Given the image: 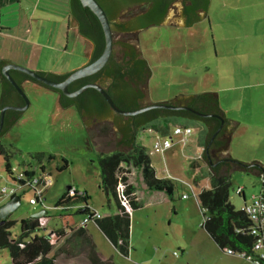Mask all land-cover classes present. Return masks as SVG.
<instances>
[{"label":"rangeland","instance_id":"1","mask_svg":"<svg viewBox=\"0 0 264 264\" xmlns=\"http://www.w3.org/2000/svg\"><path fill=\"white\" fill-rule=\"evenodd\" d=\"M222 3L229 4L235 9L222 16L220 9L226 8H223ZM23 4L28 8V12L36 10L33 21L35 32L39 21L36 18H39V14H44V18L48 19L44 24L41 21L45 26L44 31L51 30L49 41L44 37L42 39L43 44L48 47L36 46L41 55L38 66L56 65V71L63 68L67 72L83 66L86 62L84 52L88 53L91 45L85 39L76 38L73 31L66 37L69 0L66 2L23 0ZM215 18L225 20L227 29L223 30L227 36L226 34L224 36L227 38L234 36L233 39L237 40L234 50L238 56L235 71L239 81L248 85L244 91L238 89L234 94L237 97L243 93L247 94L243 98L252 106L248 107L245 103L242 107L245 113L242 111L241 114L255 113L263 128L261 132L259 126H254L256 122H252L248 115L247 132L233 133L234 135L229 138L230 156L243 162L257 160L264 164V60L262 62L255 54L257 46L264 41V0H211L209 12L201 11L200 18L191 27L151 26L136 34L140 40L142 55L151 68V76L147 83L149 101L151 103L168 101L181 92L193 94L212 91L214 83L206 80L203 74L205 67L210 66V62L207 61L215 55L211 34L214 30L211 31L209 24L214 22ZM235 22L238 30L231 33ZM71 26L76 28L74 21ZM12 31L15 35H23V27ZM218 37L219 33L214 32L217 50H221ZM33 39L39 40L37 32L34 33ZM231 69L230 66L226 67L227 72ZM22 89L29 100V106L0 138L2 143L15 150L9 161L11 175L6 173L5 161L0 155V206L14 195L20 197V205L7 218L16 221L10 229L12 237L19 233L21 218L29 217L42 209L47 213L46 217L40 218L42 229L38 234H48L53 229L60 228L65 217L61 216L64 212L55 207V203L68 186L86 191L89 206L101 215L116 213L114 202H108L99 187L100 170L97 162L99 153L92 148L74 106L59 107L57 93L36 83H26ZM228 113L236 115L232 111ZM195 121L197 125L202 124L199 120ZM189 123L193 131L186 138L193 141L192 144H185L179 140L180 136L173 134L172 125L168 135L171 137L172 145L163 152L152 151L153 140L157 134L149 133L143 128L137 132L136 143L151 150V161L157 176H168L173 180V200L162 192L147 191L137 181L135 174H128L130 181L135 183L140 203L139 208L131 211L129 255L120 254L93 222L86 225L96 244V251L102 259L111 258L114 264H254L223 253L200 228L203 218L195 195L201 189L208 188V179L204 174L208 166L204 162L201 170L196 167L192 171L189 167L191 160L196 158L195 140L198 135L196 132L198 126ZM37 152H43L46 156L52 154L54 158L48 161L45 157L38 163L32 158V154ZM64 160L68 166L60 169ZM42 164L48 182L36 188L42 191L40 202L31 204L29 199L35 195L33 187L20 185L15 178L25 169L41 174ZM230 180L229 200L236 209L243 205L242 198L235 192L237 187L243 188L248 202L252 195L260 190L257 175L232 171ZM3 188H6V192H2ZM11 189L14 190L12 196L9 193ZM81 221L82 216L79 214L69 217L71 223L79 224ZM63 244L64 239H59L54 249ZM63 250L65 252L59 255L57 264H66L71 257H74L78 264H90L85 259L83 247L71 249V246L66 245ZM217 252L221 255L218 256ZM0 264H12L7 249L0 250Z\"/></svg>","mask_w":264,"mask_h":264},{"label":"trees","instance_id":"2","mask_svg":"<svg viewBox=\"0 0 264 264\" xmlns=\"http://www.w3.org/2000/svg\"><path fill=\"white\" fill-rule=\"evenodd\" d=\"M97 1L104 9L110 21L115 18L118 9L122 5H148L149 16L152 18L143 22L139 20L141 26L144 27L150 24V21L154 17H156L157 22L159 18H163L165 10L171 0ZM190 2V5L185 4L189 12L195 13L198 10L206 12L210 0H190ZM69 15L76 24L77 33L92 45L89 61L94 60L101 54L104 48V35L98 19L88 7H83L79 0H69ZM134 25L136 26L135 23H132L126 29L133 28ZM130 63H132L131 66L133 65V68H129ZM2 65L0 62V69ZM10 73L20 86H22L23 81H30L44 86L20 71L11 70ZM69 73L42 74L51 79L61 81ZM150 76L151 68L146 59L135 61L132 57L126 58V55L123 57L112 55L101 70L95 74L72 81L68 85V90H76L88 81L99 79L103 81L104 78H108L109 86L107 85L105 90L114 103L121 109L133 110L143 106L139 100L144 94L139 88H142V86L148 83ZM0 83V110L5 105L18 104L19 100L22 101L19 93L1 72ZM44 87L57 93L59 107L67 108L74 104L79 112L85 111L96 116L105 115L107 112L112 111L101 94L93 88H87L81 94L70 98L57 89L47 86ZM134 88L138 89L137 92H131ZM85 94H90L94 101L88 106H79L77 101ZM178 102L176 101L173 104H179ZM180 102L193 107L199 112L216 114L223 118L224 124L227 121L219 105L217 95L214 92L196 93L190 95L188 98H184L182 101L180 100ZM20 114V111L12 109L6 110L3 128L0 131V138L18 120ZM114 114L118 117L116 120L121 119V117L123 118L120 114ZM129 119L135 120V123H142V128L148 130L149 133L163 136L169 135V130L172 125H189L186 124L188 120H199L205 124V128L203 129L205 137L200 143L203 149L200 156L191 160L189 164L192 171L196 167L201 170L204 162L208 166L204 170V174L208 179V188L201 189L195 195L203 218L200 228L206 232L222 252H225L226 249H231L234 253L244 252L246 255L258 257V254L253 250L255 235L250 233V227L254 224L253 220L250 219L242 207L236 209L229 200V190L231 187L230 173L232 171L253 173L261 179L260 183L264 184V164L256 161L249 163L239 161L233 159L229 154L216 158L217 152L221 153V151L228 148L229 138L224 135V127H222L211 140L212 135L220 126V119L215 116L200 117L187 110L154 108L130 116L127 120ZM127 130V126L120 128L122 134L121 141L127 146L126 151L117 150L111 153L100 152L97 157L100 170L99 187L106 195L108 202H114L117 212L109 215H101L89 206V196L86 191H79L76 187L68 186L55 203V206L64 212L61 216L65 218L60 228L53 229L48 234H38L42 229L40 218L46 217V215L41 217L29 216L19 220V233L13 238L10 229L15 225L16 221L9 219L4 221L0 220V250H8L12 264H57L58 257L65 252L63 249L66 245L71 246V249L79 246L83 247L85 250V259L90 264H114L111 258L109 260L102 259L98 255L96 244L87 229V224L80 225L75 222H69V217L74 214L81 215L82 219L87 216L89 221H93L96 227L120 254L128 256L130 252V211L140 207L135 183L130 181L128 174H135L137 181L147 191L162 192L171 200H173L174 182L168 176H157L151 161V150L136 143V138H126ZM206 147L207 153L205 150ZM14 152V149H11L0 140V155L5 161V170L9 175L12 174L9 161ZM45 157L48 161L54 158L52 154L46 156L43 152L32 154V158L36 159L38 163L42 162V159ZM218 159L220 160L218 161ZM67 166L68 163L64 160L60 169H64ZM40 169L44 171L43 164L40 166ZM27 171L25 169L24 172L28 175L29 172ZM237 188H240V191L239 193L235 191L236 194L244 199L243 188ZM71 189H73V192L69 193ZM121 193L125 197L126 206L122 204ZM249 202L244 201L243 205ZM96 214H99V216H96ZM59 239H64V244L54 249ZM66 264H78V262L74 260V257H71ZM260 264H264V259L260 260Z\"/></svg>","mask_w":264,"mask_h":264},{"label":"water","instance_id":"3","mask_svg":"<svg viewBox=\"0 0 264 264\" xmlns=\"http://www.w3.org/2000/svg\"><path fill=\"white\" fill-rule=\"evenodd\" d=\"M79 1L83 7H88L95 14L96 18L98 19V21L101 25L103 35H104L103 51L101 52V54L97 58H95L94 60L90 61L87 64H84L80 68L73 70L72 72H70L65 77V79H63L61 81L51 79V78L47 77L46 75L42 74V73H52V72H48L45 70L30 69V68H27L25 66H21L17 63H14L12 61H9L7 59L0 60V62L3 64L1 66V69H0L1 74L5 78L8 79V81L12 84V86L15 88V90L19 93V95L22 97V99L24 101L23 105L8 104V105H5L1 108V110H0V131L3 128L5 112L7 109L22 111V113H23L29 106V100H28L27 96L25 95V93L22 89V86H20L16 82V80L13 78V76L10 73L11 70H17V71H20V72L30 76L31 78L36 80L38 83L43 84L44 86L59 90L61 93H63L64 95H66L68 97H75V96L79 95L80 93H82L87 88H93L101 94V96L105 99V101L107 102V104L109 105L110 109L113 112L118 113L122 116L123 115L124 116H133V115H136V114H139V113H142L144 111L154 109V108L171 109V110H187V111H189V112H191L197 116H200V117L215 116V117L220 119V126L217 128L215 133L212 135L211 140L214 138L216 133H218L220 131V129L222 127H224V135L228 136V138H230V135L233 132V130L235 129V127L237 126L238 122L227 119L226 123L224 124L223 118H221L220 116H218L216 114L202 113V112H199L198 110H196L193 107L188 106V105L173 104L176 101H179L178 103H182V102H180V100L182 101V100H184V98H188L190 95H178V96H176V97H174L168 101L151 103L149 101V98L147 95V84H146L145 86H142V89L144 90V93H145V97L142 98L141 100H139L140 104L143 106L136 108V109H133V110H125V109H121L120 107H118L114 103V101L112 100L110 95L107 93V91L98 83H86L76 90L69 91L68 85L72 81L79 79V78H82V77L92 75V74L98 72L99 70H101L106 65L108 60L110 59L111 54H112V49H113V33H112L110 21L106 15L104 9L102 8V6L98 3L97 0H79ZM179 11H180V4L179 3H176V6H171L169 8L167 14H166V17L164 18L163 24L173 25V26H184V27L190 26L192 23H190L187 26L184 22V19L181 17V15H179ZM200 15H201V11H199L197 16L194 17V20H195L194 22H196L200 18ZM119 35L120 34H115V36H116L115 41L116 42H118V40H121V38H122ZM125 36L126 37L123 36V39H125V40L134 41V39H136V37H134L132 34H126ZM120 51H121V49H120L119 45L115 44L114 45V52H115L114 56L118 57V55H120ZM40 72H42V73H40ZM214 93H216V92H214ZM0 94H1V92H0ZM216 95H217V93H216ZM165 102H172V103H165ZM75 110H76V112L79 116V119L83 125V128H84V130L88 136V139L92 145V148L97 153H100V152L108 153L109 151H114V150H122V151L127 150V146L124 145L121 141L122 134L120 132V128L126 126V124L128 122L126 117L123 116V118L121 117V119L116 120V119H118V117H116L112 111L107 112V114H105V115L96 116V115H92V114L91 115L86 114L85 112L80 113L76 108H75ZM205 150L207 153V147ZM226 154H228V148L224 151H221V153L217 152L216 158L220 157L221 155H226ZM252 161L259 162L257 160H252ZM252 161H250V162H252ZM251 174L256 175L253 173H251ZM19 205H20V197L19 196L14 195V196L10 197L2 206H0V220L1 221L6 220L9 216V214L12 211H14L15 209H17V207ZM55 207H57V206H55ZM46 213H47V211L45 209H42V210L35 212L31 216L41 217V216H45Z\"/></svg>","mask_w":264,"mask_h":264},{"label":"crops","instance_id":"4","mask_svg":"<svg viewBox=\"0 0 264 264\" xmlns=\"http://www.w3.org/2000/svg\"><path fill=\"white\" fill-rule=\"evenodd\" d=\"M66 1H68V0H65V2ZM210 4H211V0L209 2L208 8H207L205 13L209 12ZM222 4H223V8L226 7L225 9H220L222 16H226V12H228L229 10L235 9V7H231L229 4H227V5H225L224 3H222ZM23 6H24L23 0H0V60L7 59L9 61H12V62L17 63L19 65L27 66V67L34 69V70H45V71L57 73V74L66 73L67 71H65L63 68L56 71V69H55L56 65H54L52 67H43L41 65L38 66L41 55L38 53L36 46L40 45V46L48 47V46L43 44L44 40H42V39L44 37L45 40L47 39L49 41L50 36H51V30L48 29V30L44 31L45 26L42 24H44V22L48 21V19L44 18V14H41V15L39 14L40 15V16L38 15L39 18H36L37 21L39 20L37 22L38 25L36 28V32L38 33L40 41L33 39L34 33H36L34 30L35 26L33 24L34 12H36V10L34 9V10L28 12V8H25L26 5L24 7ZM30 6H32V5H30ZM66 13H68L67 9H66ZM205 16H206V14H205ZM230 17H231V13H230ZM41 21H42V24H41ZM72 21H74L73 18L68 14L66 17V29H67L66 37H68V34L71 31H73L74 36L76 38L83 39L77 33L76 28L71 26ZM209 24H210L211 31L214 30V32L219 33L218 41H220V43H221L220 46H222V49L217 50V44H216L217 40H216V38H214V32H212L211 33L212 38H213L212 43H213V46L215 47L214 48V50H215L214 54L215 55L213 57H211L210 60L207 59L208 60L207 62H210V66L205 67V71H204L203 76L206 80H209L211 83H214V88L211 89L212 90L211 92L217 93L219 105H220L222 111L224 112L225 117L229 120H233L235 122H238L237 126L235 127V129L233 130V132L230 135V137H231L232 135H234L236 133H243V132L246 133L247 132L246 131V128H247L246 124L248 122L247 116L249 114H243V115L241 114V112L243 111L242 107L246 103L243 97L247 96V94L245 95L243 93L240 97H237V95H235L234 92L238 89L241 91H244L243 89H245V87L248 84L245 85L241 81H239V77L235 71V66L237 64L236 60L238 59V56L234 50L237 46V40H234L233 39L234 36H231V35H230L231 38L230 37L227 38L224 36V34H226V33L223 29H225V30L227 29L226 24H225V20L221 19V18H215L214 22L209 23ZM191 26H193V23L190 25V27ZM20 27H23V35L22 36L15 35L12 30H14V29L20 30ZM235 30H238L237 23L232 25V29L230 32L232 33ZM226 36H227V34H226ZM57 40H58V38H57ZM257 47L258 48L255 49L256 57L257 58L259 57L261 59V61L263 62V60H264V41L262 43H260ZM66 48L64 49L65 51H66ZM86 53H87V51L84 52L85 56H86ZM256 63H257V59H256ZM229 66L232 67V69L230 72H227L226 67H229ZM26 83H30V82L23 81L22 86H24ZM0 92H1V83H0ZM204 92H207V91H204ZM193 94H196V93H193ZM193 94H186V93L181 92V93L177 94L176 96H178V95H193ZM246 104L248 105V107H252L250 103H246ZM230 111L236 113V115L235 116L229 115L228 112H230ZM248 118H252V122H256V125H254V126H259L260 131L263 132L261 122L260 121L258 122L259 117H257V115L255 113H251V115H249ZM184 122H186V121H184ZM189 122L195 124L196 121L195 120H188L186 122V124H189L188 126H191ZM202 124H203V122H202ZM202 124H200V125L195 124L196 126H198V129L196 131L198 133V135H197L196 140H195L196 147H197L196 156H198L202 151V146L200 143L202 142L201 140H203L205 137L204 136L205 134L203 132L205 125L204 124L202 125ZM169 132H170V130H169ZM244 137H246V134ZM192 142L193 141H189L188 143L192 144ZM228 154L230 155L229 146H228ZM259 180L261 182V179H259ZM260 188H261V183H260ZM242 201H243V203H244V201L248 202V199L246 198L245 192H244V199L242 198ZM130 215H131V211H130ZM223 253H225V252H223ZM220 255L221 254L218 253V256H220ZM227 255H229V254H227ZM229 256L241 258V257L236 256V255H229ZM246 261H248V260H246Z\"/></svg>","mask_w":264,"mask_h":264},{"label":"flooded vegetation","instance_id":"5","mask_svg":"<svg viewBox=\"0 0 264 264\" xmlns=\"http://www.w3.org/2000/svg\"><path fill=\"white\" fill-rule=\"evenodd\" d=\"M176 3L180 4L179 15H181V17L184 19V22H185V24L187 26L190 23H193L195 21L194 17L197 16L199 11H203V10H198L195 13L189 12L186 9V5H190L191 4L190 0H171L169 2L168 7L165 10V15L163 16V18H159V21L157 22V20L155 19L156 17H154L152 19V21H150L151 22L150 24H148V25L143 27V26H141L140 22L141 21L142 22L143 21H147V19L149 20V19L152 18V17L150 18V16H149L148 5L133 4V5H129V6H127V5L120 6L121 8L118 9V12H117L115 18L113 20H111V21L109 20L110 21V25H111V29H112V33H113V49H112L111 57H112V55L115 54L114 45L118 44L120 49H121L120 55H118V57H123V56L126 55V58L132 57L135 61L136 60H140V59H145L144 56L142 55V52H141V49H140V46H139L140 40H139V38L137 39V37L135 35L145 31L148 27H151V26L172 27L173 25L172 26H167V25L163 24V22H164V18L166 17V14H167L169 8L171 6H176ZM139 20H140V22H139ZM138 22H139V24H138ZM132 23H135L136 26L134 25L135 27L133 26V28L131 27L129 29H126V28H128L127 26H130V24H132ZM115 34H120L119 36L122 37L121 40H118V42L115 41V37H116ZM126 34H132L134 37H136V39H134V41L123 39V36L126 37L125 36ZM91 49H92V45H91V48H90V50L88 51V53L86 55V62L84 64H87V63L90 62L89 58L91 56ZM131 64L132 63H130L129 68H133V65L131 66ZM104 79H103V81H100V79L99 80H94V81H88V82H85V84L86 83H98L104 89H106L107 85L109 84V80H108V78H106L105 81H104ZM120 90H123V89H120ZM137 90L138 89L134 88L133 91H131V92H137ZM139 90H142V93L144 94L142 98H144L145 97L144 90L141 87L139 88ZM93 101H94V99H93V97L90 94H85L81 98H79L77 102H78L79 106H84L85 107V106H88L89 104H92ZM23 104H24V101L22 99V101L19 100L18 104H12V105H23ZM177 105H185V104L179 103ZM70 106H74L76 108V106L74 104L70 105ZM20 112L22 113V111H20ZM81 112H83V111H81ZM85 113L86 114H90V115L92 114V113H89V112H85ZM113 113H115V112H113ZM124 117H126V119H128L130 116H124ZM126 126L128 127V130L126 132V138L135 139L136 136H137V132L140 129H142L143 124L142 123H135V120H130L129 119L127 124H126ZM219 160L220 159H218V161Z\"/></svg>","mask_w":264,"mask_h":264},{"label":"built area","instance_id":"6","mask_svg":"<svg viewBox=\"0 0 264 264\" xmlns=\"http://www.w3.org/2000/svg\"><path fill=\"white\" fill-rule=\"evenodd\" d=\"M193 127L188 125H174L173 126V134L180 136V139L183 143L189 144L186 136L192 133ZM171 137L168 135H156V137L153 140L152 144V151L153 152H163L166 151L169 147H171ZM203 149V148H202ZM201 154V153H200ZM200 154L196 157H199ZM23 170L16 178L15 180L20 185H29L33 187L35 191L34 197L30 198L31 204H37L40 202L42 191L37 190L36 188L39 185H45L47 184V178L44 175V172L42 171L41 174H37L34 171L31 172L28 170L29 174L27 175ZM263 178V177H262ZM240 188H237L236 192L239 193ZM2 192H6V188L2 189ZM73 189L70 190L69 193H72ZM11 196L14 195V190L11 189L10 192ZM122 198V204L126 206V201L124 195L120 194ZM242 209L246 212V214L250 217V219L253 220L254 224L250 227V233L255 235L254 238V244H253V250L258 254V257H252L251 255H246L244 252H237L234 253L231 249H226V254H232L236 255L242 258H245L246 260H250L254 264H260V260L264 259V184H261V188L259 192L252 196L251 201L248 204H244L242 206ZM96 216H99V214H96ZM89 222L88 217H84L82 221L79 223L80 225H85ZM176 253V252H174Z\"/></svg>","mask_w":264,"mask_h":264}]
</instances>
